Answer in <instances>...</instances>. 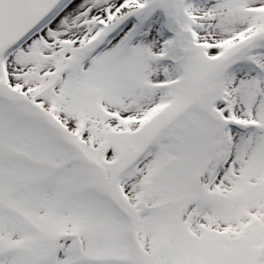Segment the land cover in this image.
Listing matches in <instances>:
<instances>
[{"label":"snow or ice","instance_id":"snow-or-ice-1","mask_svg":"<svg viewBox=\"0 0 264 264\" xmlns=\"http://www.w3.org/2000/svg\"><path fill=\"white\" fill-rule=\"evenodd\" d=\"M0 264H264V0H0Z\"/></svg>","mask_w":264,"mask_h":264}]
</instances>
